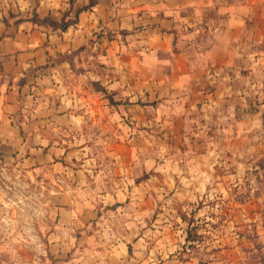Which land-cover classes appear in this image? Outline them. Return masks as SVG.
<instances>
[{
  "label": "crops",
  "instance_id": "1",
  "mask_svg": "<svg viewBox=\"0 0 264 264\" xmlns=\"http://www.w3.org/2000/svg\"><path fill=\"white\" fill-rule=\"evenodd\" d=\"M88 2L17 0L0 39V150L53 145L43 132L90 110L237 163L264 155V0H99L66 30L39 21ZM84 74L98 98L74 111Z\"/></svg>",
  "mask_w": 264,
  "mask_h": 264
},
{
  "label": "rangeland",
  "instance_id": "2",
  "mask_svg": "<svg viewBox=\"0 0 264 264\" xmlns=\"http://www.w3.org/2000/svg\"><path fill=\"white\" fill-rule=\"evenodd\" d=\"M18 9L0 0V39ZM118 113L114 130L89 110L43 132L53 145L0 150V264H264V155L237 163Z\"/></svg>",
  "mask_w": 264,
  "mask_h": 264
},
{
  "label": "trees",
  "instance_id": "3",
  "mask_svg": "<svg viewBox=\"0 0 264 264\" xmlns=\"http://www.w3.org/2000/svg\"><path fill=\"white\" fill-rule=\"evenodd\" d=\"M99 2V0H89L87 4H85L82 8L77 9L74 14H71L72 7L65 12L63 15L61 21H55L49 17H45L43 19H39L40 22H49L51 25H53L55 28L58 27L61 30H66L71 24L76 23L79 18V13L83 10L91 9L94 5H96ZM148 175H145V178H147Z\"/></svg>",
  "mask_w": 264,
  "mask_h": 264
}]
</instances>
